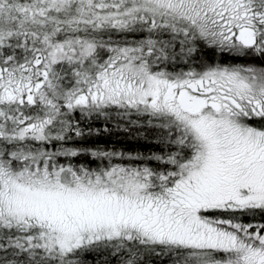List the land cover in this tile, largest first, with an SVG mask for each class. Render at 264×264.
<instances>
[{
    "label": "snow or ice",
    "instance_id": "1",
    "mask_svg": "<svg viewBox=\"0 0 264 264\" xmlns=\"http://www.w3.org/2000/svg\"><path fill=\"white\" fill-rule=\"evenodd\" d=\"M0 264H264V0H0Z\"/></svg>",
    "mask_w": 264,
    "mask_h": 264
}]
</instances>
